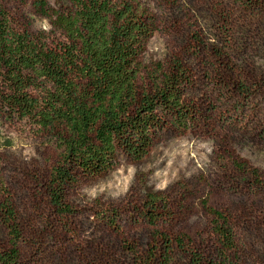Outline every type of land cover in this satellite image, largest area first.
Wrapping results in <instances>:
<instances>
[{
	"label": "trees",
	"instance_id": "16d2710c",
	"mask_svg": "<svg viewBox=\"0 0 264 264\" xmlns=\"http://www.w3.org/2000/svg\"><path fill=\"white\" fill-rule=\"evenodd\" d=\"M34 1L49 12V0ZM157 1L169 3L173 11L182 2ZM69 2L70 12L54 14L66 39L56 48L14 28L0 12V112L40 131L58 130L54 142L61 149L50 175L41 178L43 213L35 207L31 222L1 187L0 264H243L240 231L264 223V214L203 201L209 219L205 246L203 240L174 233L176 221L188 213L184 204L150 192L135 207L137 219L155 228L152 241L141 249L118 237L122 214L117 208L100 217L103 224L94 238L79 242V213L67 194L79 177L111 171L120 153L144 159L168 129L209 125L201 112L204 102L193 96L200 90V72L210 94L207 105L219 103L220 112L233 118L263 115L253 132L264 144V73L255 61L263 57L264 0H204L202 11L211 20L201 15L188 26L171 12L163 25L169 58L157 63L145 88L139 85L140 59L157 28L151 8L139 0ZM252 38L256 49L249 47ZM194 58L202 62L198 72ZM209 116L219 119L218 112ZM215 140L221 182L238 189L244 181L264 197V172L242 158L231 140ZM41 227H50L57 237L48 252L41 247L46 238ZM23 249L35 255L26 258Z\"/></svg>",
	"mask_w": 264,
	"mask_h": 264
},
{
	"label": "rangeland",
	"instance_id": "374dc122",
	"mask_svg": "<svg viewBox=\"0 0 264 264\" xmlns=\"http://www.w3.org/2000/svg\"><path fill=\"white\" fill-rule=\"evenodd\" d=\"M139 1L149 6L157 19V28L140 59L143 68L139 85L140 88H145L149 78L155 73L157 63L166 62L169 58L167 37L163 33V25L166 18L170 17L169 14L172 12L173 16L185 19L187 26L201 21V15L208 18L207 22L211 19L206 10L202 11L204 0H182L181 7L174 11L169 3L157 0ZM48 4L49 12H45L34 0H0V12L7 15L14 28L28 31L49 47L56 48L66 39L54 14L70 12L72 5L69 0H49ZM211 32L208 30L207 33ZM250 41V49L258 48L255 38ZM263 52L264 50L263 57L255 61L264 73ZM193 61L195 65L198 62L196 69L197 72L200 71L202 62L195 58ZM196 78L200 90L193 96L198 97L201 103L204 102L201 112L205 114V123L209 125H199L188 131L168 129L144 159L138 161L120 153L116 166L107 174L79 177L68 190L67 200L79 213L75 220L79 242L94 238L103 224L100 217L117 208L122 214L118 237L128 239L141 249L147 248L155 228L142 219H137L135 207L150 192L162 195L176 205L184 204L188 213L176 221L174 233L187 239L203 240L205 246L208 242L209 219L202 209L203 201L216 208L235 207L264 214V197L258 198L255 192L247 189L244 184L246 182L243 181L238 189L227 187L221 182L219 175L222 168L216 161L218 145L215 140V136L231 140L242 158L264 172L263 139L253 132V127L261 123L263 115L242 119L236 114L233 118V113L225 112L230 117L225 116L220 112L223 109L219 103H216V109L207 105L210 94L207 93L208 85L202 72L197 73ZM215 112L219 116L217 121L209 116ZM261 112L264 114V105ZM57 131H40L31 122L9 120L0 112V202L1 187L5 186L11 193L18 212L25 218L28 217V222L33 220L30 213L35 207L38 208L37 212L43 213L39 208L43 205L41 178L48 177L60 159L61 149L54 142ZM53 217L49 216L50 219ZM0 230L3 233L1 223ZM51 230L48 227L41 235L46 237L41 247L47 252L57 241ZM240 232L245 246L243 264H264V223L259 226H244ZM69 241L72 243L75 239L71 237ZM23 250L26 258L35 255V251Z\"/></svg>",
	"mask_w": 264,
	"mask_h": 264
}]
</instances>
